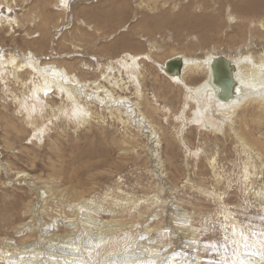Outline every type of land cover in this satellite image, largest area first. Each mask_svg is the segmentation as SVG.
I'll return each mask as SVG.
<instances>
[{"label": "bare ground", "instance_id": "6f19581e", "mask_svg": "<svg viewBox=\"0 0 264 264\" xmlns=\"http://www.w3.org/2000/svg\"><path fill=\"white\" fill-rule=\"evenodd\" d=\"M11 1L17 3V0ZM23 1L22 9L14 7L9 0H0V31L4 33L0 35V95L4 96V102L14 105L13 114L23 127L33 129V143L35 137L41 142L59 121L78 130L106 122L107 112L147 137L155 162L153 174L158 173L165 179L167 172L161 151L166 144V149L180 147L183 150L187 166L194 160L198 169L199 160L204 157L216 172L217 182H221L218 152L206 146L207 141L216 146L230 137L244 158L245 193L254 195L264 220V16L259 18L255 13L260 2L263 8L264 0H247L241 6V13L227 9V27L231 33L226 44L217 40L208 48V40H203L202 35L190 41V35L186 38L179 32L178 40L164 38L162 44L157 38L148 37L144 39L149 44L146 51L125 49L113 58L91 52L102 37L96 38L87 49L72 40L76 31L99 29L90 21L87 4L91 1ZM144 1L139 0L137 5L143 6ZM158 3L159 0H149L147 6L155 13ZM61 12L67 22L60 27L52 20ZM185 13L186 9L180 17ZM136 20L137 16H132L131 21L105 39L111 40L117 48L119 44L141 46L142 39L135 37L139 31L127 32ZM218 23L213 20L208 25L203 22L196 25L203 36L213 37ZM20 30L21 35L17 34ZM125 31L127 33L121 34ZM69 41L74 49H62ZM175 45L191 51L180 50ZM167 46L172 53L161 54ZM77 56L94 58L93 67L96 66L100 75L95 79L82 76L80 72L93 69L86 59L79 60V64L77 60L72 62ZM148 65L155 66L161 74L158 76L179 90L184 98L180 107L168 105L165 100L168 97L162 102L163 95L159 92L150 94L145 90L146 79L154 74V69ZM201 75H205L202 81L193 82ZM132 89L134 96L129 95ZM173 95L170 89L169 98ZM4 107L7 111L6 103ZM4 111L0 110V119L11 123L12 116ZM154 114H159L160 119L156 120ZM192 134L197 142H193ZM40 186L38 200L30 199L21 206L24 218L17 220L12 212L6 211L0 215L2 221L7 220V228L12 227L16 233L0 235V264H220L205 256L201 229L193 224V214L184 208V198L176 197L175 193L173 200L177 206L170 214L164 210L153 212L150 222L144 224L148 238L136 240L133 225L137 221L128 219L141 217L143 210L135 213L137 205L132 195L112 197L104 203L87 197L86 182L82 180L66 187L59 179L51 178ZM196 186L200 184L192 183V187ZM211 192L217 200L225 197V193L216 188ZM162 202L164 206L169 204L164 199ZM225 206L227 214H232L227 204ZM127 208L129 210L125 211ZM104 213L110 218H103ZM161 213L166 214L164 220ZM238 222L234 219L230 226L242 232ZM259 229L264 233L263 224ZM245 236L239 239L242 245L237 250L239 258L251 260L252 264H264V260L255 255L264 252L260 245L264 236H254L253 243L257 246L249 248L247 255L243 249ZM187 249L191 250L189 256Z\"/></svg>", "mask_w": 264, "mask_h": 264}, {"label": "rangeland", "instance_id": "374dc122", "mask_svg": "<svg viewBox=\"0 0 264 264\" xmlns=\"http://www.w3.org/2000/svg\"><path fill=\"white\" fill-rule=\"evenodd\" d=\"M9 1L16 8L22 7L23 9L25 7L23 0H17V3ZM89 1L91 2L87 5L90 7L89 12L92 17L90 21L99 29L96 31L86 28V31L83 30L84 33L76 31V36H71L72 40L76 45L87 49L96 38L102 37L99 40L98 48L95 47L91 52L96 53L97 51L104 57L113 58L125 49L146 51L149 44L144 39L148 37L157 38L163 44L165 40L162 41V39L174 37L177 39L179 32L186 38L190 35V41H194L198 34L202 35L203 40H208V48L217 40L226 44L231 33L227 27V9L229 8L235 14L241 13L243 12L240 11L243 10L241 6L247 0H159L155 7V13L147 6L149 0H145L144 5L140 7L137 5L139 0H127L126 4L125 0ZM177 2L178 4H176ZM120 3L124 5L121 8L118 5ZM261 5L262 2L259 3L255 12L259 18L264 16V6L260 8ZM184 9L187 13L184 17H180ZM149 15L152 17H148ZM132 16L133 18L137 16V20L132 23L133 26L127 32L131 34L136 30L139 31L135 37L142 39L141 46L129 45L125 47L121 44H119V48L113 46L112 41L106 40L105 37L128 20L131 21ZM213 20L219 21L214 30L216 35L214 34L213 37L203 36L202 30L196 25V22L208 25ZM52 21L56 26L60 24V27L64 25V22H67L62 12L56 14ZM181 24L183 25L181 26ZM21 32L20 30L17 34ZM1 34L4 33L0 31ZM18 42L23 43L20 39ZM69 42L61 48L66 51L73 50L74 45L71 41ZM207 43L204 42L203 46ZM173 44L168 45L173 46ZM178 48L184 50L180 46ZM184 51L190 53L191 49ZM170 53H172L170 46L161 52V54ZM81 59H86L93 69L87 73L80 72L82 76L90 77L89 79L97 78L100 72L96 70V66L93 67L95 59L92 58V61L87 56H77L73 58L72 62L77 60L76 62L79 64ZM148 67L154 69V74L146 79L145 90L150 94L154 91L159 92L161 96L163 95L162 102L166 100L168 105L180 107L184 98L179 90L176 87L172 88L161 76H158L161 74L155 66L148 65ZM156 76H158L157 79H155ZM204 77L205 75H201L192 81L198 83ZM170 89L175 93L173 98L170 97L171 100L168 96ZM133 91L134 89L129 95L134 96ZM5 103L7 111H4ZM143 107L145 108L144 105ZM0 110L8 112L13 119L11 123L0 119V215L6 211L7 213L12 212L17 220L24 218V209L21 206L30 199L38 200L40 192L38 187H41L40 185L45 180L57 178L66 187H71L82 180L86 182L87 197L104 203L107 200L111 201L112 197L115 199L118 197L127 198L132 195V199L137 205L135 213L140 214V211L143 210L141 217L128 219L137 221L133 225L136 228V240L148 238L147 233L144 232V224L150 222L153 212L164 210L170 214L171 209L177 206L173 200V193L176 197L184 198V208L193 214V224L201 229L205 256L209 260L220 263L240 256L237 250L239 245L242 246L239 242L241 232L233 230L230 226L234 219H238L240 228L244 232L243 235H246L245 241L249 246L247 252H249V248L253 249L257 246L256 243H253L254 236L262 237L259 226L260 224L264 226L263 214L254 195L245 193L244 158L237 152L234 141L230 137L227 140L219 141L220 143L216 146L213 142L209 143L207 138L205 139L207 141L206 148L208 150L212 148V152H218V172H222L223 175L220 179L221 182H217L219 178L216 172L207 165L204 157L199 160L198 169L194 166V160L190 161L187 166V158L183 150L180 147H175L172 150L166 149V144L161 152L165 160L167 174L165 179H162L158 173H152L155 162L150 155L151 148H149L147 137L138 132L136 128L126 127L120 120L107 112H105L106 122L93 123L91 127H82L78 130L73 125L66 123L64 125V122L59 121L55 123L51 131H48L41 142L35 137L36 142L33 143L31 141L34 136L33 129L29 126L23 127L18 117L13 114L14 105L10 101L4 102V96L1 95ZM149 112L153 115L152 110ZM158 116L159 114L155 116L156 120L160 119ZM161 118L164 125L167 126L165 119L162 116ZM170 122H172V118H170ZM257 134L259 135V133ZM195 137V134H192L193 142H197ZM6 138H9V143ZM188 178L191 181H187ZM194 182L199 183L208 191L201 189L200 186L192 187ZM161 187L164 188L161 189ZM215 188L219 192L225 193V197L221 201L217 200L216 195L211 192ZM106 195L107 198H105ZM163 199L169 201L168 206H164ZM226 204L232 214H227ZM128 210L127 208L125 211ZM104 214L103 218H110L106 213ZM160 217L161 220H164L166 214L161 213ZM0 220V235L2 237L6 235V232H9V236L16 235L12 227L7 228V220L5 222ZM186 252L188 256L191 255L190 249H187ZM233 253L237 255L234 256Z\"/></svg>", "mask_w": 264, "mask_h": 264}, {"label": "snow or ice", "instance_id": "6c2138e0", "mask_svg": "<svg viewBox=\"0 0 264 264\" xmlns=\"http://www.w3.org/2000/svg\"><path fill=\"white\" fill-rule=\"evenodd\" d=\"M63 2V0H62ZM240 235L243 237V233L241 232ZM262 236H264V233L261 234ZM244 239L246 240L247 238L244 237ZM261 247H264V243H262ZM245 254L247 255V244H245ZM233 255H237L236 253H233ZM255 255H258L261 257L262 260H264V252H256ZM220 264H252L251 260L245 259V258H237V259H233V260H225L223 262H220Z\"/></svg>", "mask_w": 264, "mask_h": 264}, {"label": "water", "instance_id": "95a60500", "mask_svg": "<svg viewBox=\"0 0 264 264\" xmlns=\"http://www.w3.org/2000/svg\"><path fill=\"white\" fill-rule=\"evenodd\" d=\"M222 58V57H221Z\"/></svg>", "mask_w": 264, "mask_h": 264}]
</instances>
